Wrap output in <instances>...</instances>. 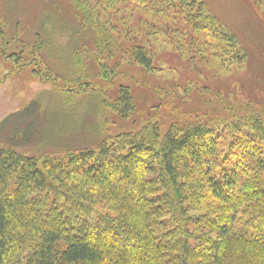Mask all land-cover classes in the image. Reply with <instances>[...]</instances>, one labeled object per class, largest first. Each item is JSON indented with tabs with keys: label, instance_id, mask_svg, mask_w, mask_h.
<instances>
[{
	"label": "trees",
	"instance_id": "trees-1",
	"mask_svg": "<svg viewBox=\"0 0 264 264\" xmlns=\"http://www.w3.org/2000/svg\"><path fill=\"white\" fill-rule=\"evenodd\" d=\"M51 1L57 14L28 30L12 26L0 0L3 53L17 73L34 66L33 74L58 90L48 112L33 102L0 123V264H264V151L248 168L238 152L245 139L229 153L221 143L216 155L227 129L246 127L250 142L264 141V112L228 118L219 128L119 138L120 151L110 153L105 84L121 54L148 69L153 60L144 47L126 46L106 13L125 8L132 20L149 0H63L72 20L59 16L62 0ZM116 107L134 111L127 89ZM218 159L223 172L201 180ZM194 209L200 214H190Z\"/></svg>",
	"mask_w": 264,
	"mask_h": 264
},
{
	"label": "rangeland",
	"instance_id": "rangeland-1",
	"mask_svg": "<svg viewBox=\"0 0 264 264\" xmlns=\"http://www.w3.org/2000/svg\"><path fill=\"white\" fill-rule=\"evenodd\" d=\"M187 4L190 6L181 0H158L156 6L155 0H149L145 7L135 8L132 20L125 8L116 15L110 16L115 13L111 9L106 13L125 33L126 46L132 42L144 47L153 60L148 69L130 54H121L113 81L105 84L104 96L110 102L106 109L110 153L120 151L119 138L142 139L144 133L156 129L163 137L169 131H189L195 125L219 128L228 118L264 112V55L260 53L264 48V0H189ZM5 7L12 13V26L20 22L28 30H37L46 15L57 14L51 0H6ZM58 7L59 16L73 19V10L63 0ZM230 30L239 40L231 39ZM54 35L62 36L58 31ZM248 45H254L251 56L245 51ZM8 55L0 47V123L33 102L46 112L55 107V84L36 77L34 66L17 73L15 61ZM122 88L129 91L135 106L131 113L117 110ZM245 130H224L217 140L220 152L216 155L222 156V144L229 153L231 146L245 139L242 144L246 145L238 152L248 168L251 157L264 151V141L260 143L256 137L250 142L254 133ZM5 140L11 138L5 136ZM219 159V167L205 166L211 170H204L201 180L212 181L223 172ZM195 178L198 180V175ZM214 202L223 209L224 204ZM195 209L190 214H200ZM204 209L208 210V205Z\"/></svg>",
	"mask_w": 264,
	"mask_h": 264
}]
</instances>
